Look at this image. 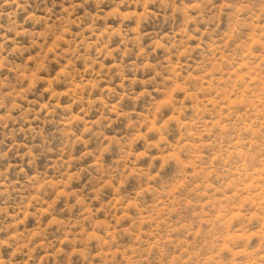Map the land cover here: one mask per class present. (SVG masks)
Masks as SVG:
<instances>
[{
	"label": "rangeland",
	"instance_id": "374dc122",
	"mask_svg": "<svg viewBox=\"0 0 264 264\" xmlns=\"http://www.w3.org/2000/svg\"><path fill=\"white\" fill-rule=\"evenodd\" d=\"M0 264H264V0H0Z\"/></svg>",
	"mask_w": 264,
	"mask_h": 264
}]
</instances>
